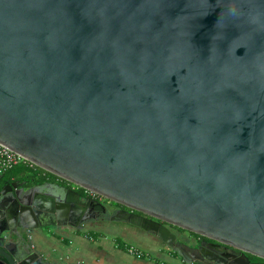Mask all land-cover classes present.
<instances>
[{
  "label": "water",
  "instance_id": "95a60500",
  "mask_svg": "<svg viewBox=\"0 0 264 264\" xmlns=\"http://www.w3.org/2000/svg\"><path fill=\"white\" fill-rule=\"evenodd\" d=\"M0 143L170 246L264 258V0H0ZM28 182L0 190V264H56L30 234L106 210Z\"/></svg>",
  "mask_w": 264,
  "mask_h": 264
},
{
  "label": "crops",
  "instance_id": "0c3cea01",
  "mask_svg": "<svg viewBox=\"0 0 264 264\" xmlns=\"http://www.w3.org/2000/svg\"><path fill=\"white\" fill-rule=\"evenodd\" d=\"M34 240L48 256L53 254L57 264H177L165 255L158 237L126 221L103 219L81 228L67 223L56 229L39 228ZM132 244L134 250L146 252L132 253Z\"/></svg>",
  "mask_w": 264,
  "mask_h": 264
},
{
  "label": "flooded vegetation",
  "instance_id": "af4514ba",
  "mask_svg": "<svg viewBox=\"0 0 264 264\" xmlns=\"http://www.w3.org/2000/svg\"><path fill=\"white\" fill-rule=\"evenodd\" d=\"M24 180H29L28 183L24 184L26 187H34L37 185H43L47 183H59L60 185H64L68 188L76 189L84 200H88L90 198H95L104 203L106 210L103 212L100 211H92L91 215L93 218H89L85 220V222L79 227L90 225L92 223L99 222V220L103 219H113V217L117 215V213L122 210H131L130 208L118 204L116 202L110 201L108 199L102 198L100 196L92 197V195L88 194L85 190H82L79 186L58 177L57 175H44L43 173H39L37 171H27L25 174H20L19 176L9 177L8 171H0V190L7 185H13L15 182L18 186ZM140 215L146 216L145 214L134 211ZM85 216V215H84ZM83 216V217H84ZM82 217V218H83ZM69 217H65V219L61 220L55 226H45L44 228H52L56 229L57 227H61L66 223L69 224ZM118 220V219H115ZM167 227L171 230V232L175 235V245L170 246L162 241L159 235L148 232L150 235H154L158 237L162 244L165 246V255L170 257V260H173L177 264H264V258H261L257 255H253L251 253H246L247 258L242 256V251L238 248L230 246L228 244L219 242L217 240L205 237L203 235L196 234L194 232L178 228L176 226L169 225L165 223ZM73 227V226H72ZM32 239L30 241V248L37 252H44L46 255V251L40 249L35 243V232L30 234ZM134 247V246H132ZM139 255L142 256L143 253L139 250H136ZM53 254H51L50 259L56 263V261L52 258ZM57 264V263H56Z\"/></svg>",
  "mask_w": 264,
  "mask_h": 264
},
{
  "label": "built area",
  "instance_id": "2783aa9c",
  "mask_svg": "<svg viewBox=\"0 0 264 264\" xmlns=\"http://www.w3.org/2000/svg\"><path fill=\"white\" fill-rule=\"evenodd\" d=\"M21 163L29 165L30 167L34 169H37L39 167L35 163L29 161L28 159L24 158L23 156H21L14 150L10 149L6 145L0 143V171L10 170ZM88 192L93 197L97 196L96 194L90 191ZM130 251L132 253H136L139 255V253L136 250H134V247H130Z\"/></svg>",
  "mask_w": 264,
  "mask_h": 264
},
{
  "label": "trees",
  "instance_id": "16d2710c",
  "mask_svg": "<svg viewBox=\"0 0 264 264\" xmlns=\"http://www.w3.org/2000/svg\"><path fill=\"white\" fill-rule=\"evenodd\" d=\"M9 172V177H13V176H19L20 174H25L27 171H37L39 173H43L44 175L48 174L51 176H55L54 174L38 167L37 169H34L32 167H30L29 165L26 164H18L17 166H15L14 168L7 170ZM81 188V187H80ZM82 190H85L88 194H90L86 189L81 188Z\"/></svg>",
  "mask_w": 264,
  "mask_h": 264
},
{
  "label": "rangeland",
  "instance_id": "374dc122",
  "mask_svg": "<svg viewBox=\"0 0 264 264\" xmlns=\"http://www.w3.org/2000/svg\"><path fill=\"white\" fill-rule=\"evenodd\" d=\"M41 168V167H40ZM43 169V168H42ZM45 170V169H44ZM55 175V174H54ZM114 222L116 221V220H113ZM121 221V220H120ZM133 246H134V244H132ZM136 246V245H135ZM137 247V246H136ZM140 250H141V252L142 253H145L146 252V249H144V248H139ZM139 250V251H140Z\"/></svg>",
  "mask_w": 264,
  "mask_h": 264
}]
</instances>
